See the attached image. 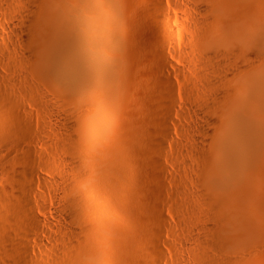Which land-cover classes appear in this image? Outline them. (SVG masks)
<instances>
[{
  "label": "bare ground",
  "instance_id": "bare-ground-1",
  "mask_svg": "<svg viewBox=\"0 0 264 264\" xmlns=\"http://www.w3.org/2000/svg\"><path fill=\"white\" fill-rule=\"evenodd\" d=\"M13 1L15 0H9V2ZM121 1L21 0L20 4L18 2L21 7L19 16L13 22L16 23L18 30H13L9 27L5 28V31L15 39L12 42V40L5 36L1 43L3 48L6 49L7 46L14 47L12 53L21 51L20 56L17 53L16 56L14 55L16 58L12 57V54V56H9L11 57L10 59H13L12 63H14V66L11 63H2L0 61V66L5 71L14 73L16 71L14 68L17 65H27V68H29L28 66L38 60L43 53L48 54L47 58L50 61L55 57H60L63 61H70L73 69L71 71L75 73L74 78H72L71 82L68 81V83L64 84V89L61 90L64 91L63 95L65 92L67 95H74L80 104H87V106L84 107L83 112L82 110L78 112L81 113L79 119L75 118L76 120L65 121L66 130L64 126L63 129L67 135L65 136L64 133V137L61 136L55 139L58 141L53 147H58L61 153L64 152L66 154L62 153L65 157H69L70 162L69 164H65L67 167L64 172L59 171L60 174H56L55 178L52 176L47 181L38 172L42 168L34 166L35 170H25L19 174L20 176L18 177L22 179L24 184L21 183L24 185V189L22 188V191L19 188L20 192H18V188L15 189L19 193L16 197H12L13 194L9 196L10 193L7 194L6 190V192L0 190V264H118L120 255L117 254L114 240L109 236L112 226L111 219L118 218V212L125 210L126 203L127 210L131 211V213L137 209L136 206L138 204L136 199L139 192L136 187L141 176L147 175L143 172L148 173V175L152 172L153 174L151 175L157 177H162L161 175L164 174L163 170L160 169L162 167L152 162L153 156L151 158V154L154 152H152L154 148L161 151L163 149L162 140L168 141L169 139L170 128L167 118L170 110L162 108L160 90L164 89V87L161 88L157 82L158 79L151 78L152 74L150 73H152L151 70L153 73L156 70L157 72L166 74V68L164 69L163 66L152 64L153 58L150 60V57H143L138 52L133 57L134 61H138L142 66H145L147 63L146 65H150L151 67H148L152 68L151 70H147V72L144 71V75L141 76L144 86L145 84H148L146 87L151 85L152 90L150 96L149 93H145L146 91L142 90L143 84H141L140 89L135 93L136 102L139 105L146 99L151 103L149 104L151 105L150 109L148 106L147 108L145 107L146 111L150 110L147 112L151 113V115L147 114L146 116L143 110L145 114H143V118L144 116L145 118L150 116L148 118L151 119L158 110L164 116V120L162 118V121L158 123L159 119H156V124L159 125L155 128L158 129L154 133H151L144 131L146 128L144 126L145 122L147 121L148 123V120H150L148 118H146L148 120H144V118L145 122L142 120L144 125L142 123L140 127L141 134L137 138V142L115 143L118 147L117 153L111 158L106 156L116 146L112 142H109L108 130L112 124L110 116L114 114V111L108 104V100L117 93V87L122 81L120 71L124 69L126 61L124 59L126 56L122 52V44L120 42L122 27H119L118 23H142L144 21L146 23L151 22V24L169 23L168 17L162 11V3H170L169 0H138L135 5L129 8L130 10L125 11L126 14L129 11L127 16L123 14V6V11L121 9L123 1ZM192 3L195 4L192 20L196 25H194L193 31L191 29L192 36L188 37H192V47H194V51L198 50L199 54L205 52L212 45V42H225L226 38L222 40L221 36H219L220 33L215 34L218 33V30H215V23L221 22L220 18L222 16L224 19L223 12H226L225 14H232L234 16V22L232 23L236 24L234 26L236 28L229 35L230 37L228 36L226 39L230 44L238 46L234 47L236 50L233 51L232 60H230L231 57H228L230 63L227 61V65H230L226 66L227 68H231L225 75L215 72L217 74H214L215 78H211L212 81L209 79V85L213 86L212 89L217 90L214 92L216 94L209 102L203 101L202 103L200 101L201 105H199L202 113L216 115V120L219 118V122L215 120L208 121V125L212 127L211 130H207L204 127L199 128L200 132L210 140V145L215 152L214 158L216 159L214 169L218 172L212 176L208 174L203 175L199 171L198 166L200 163L198 165L195 162L197 164L195 166L194 162H192L193 160L187 162L188 164L192 162V165L190 164L192 167L186 165L196 175L193 183L201 188V194L199 193L201 197L198 196L197 199L199 198V200L196 199V202L202 201L203 204L199 205L207 204L211 210L217 211L216 216H218L219 220L225 223L226 221L232 222L234 219V212L232 211L233 200L236 199L238 192L236 193L235 191L236 194L234 193L233 195L229 193L238 188L242 182V178L251 170L253 164L257 162V159L261 157L264 151V23L256 29H253L251 26V23H253V6L255 4L260 5V0H185L184 2L186 6ZM232 5L235 6V12L232 11L233 9L231 10ZM171 6L174 5L171 4ZM150 10H153L159 16L158 21L156 20L157 17L153 19L151 15V17L149 16L148 12ZM233 13L236 14L234 15ZM166 25L164 26L167 28V32L171 34L172 29ZM164 26L161 25L160 27ZM166 28L164 31H166ZM164 34L167 33L163 32L162 35ZM154 39L157 41V38ZM209 43L210 45L208 46ZM3 48H0V53L4 56L6 52L4 53ZM159 53L157 55L160 56V60L167 63L166 54L164 55V52L161 51ZM228 55L230 56V54ZM250 62L258 67L257 71H252L251 66L247 65ZM26 71L28 73V69ZM148 71L150 72L148 73ZM14 74L10 79L0 75V149H4L8 145L15 148L18 145L17 142L21 141L15 134V131H12L15 129L13 128L14 126L12 127L9 123L10 118H15L17 124H22L16 117V112L17 110L24 109L23 104L16 102L14 98L17 95L15 87L19 85L17 84V78L13 77L15 76ZM149 74L151 76L147 77ZM139 76L137 74V78L140 79ZM23 80L25 79L23 78ZM242 80L247 81V91L242 93L241 96L239 95L240 99L235 100L234 94L239 92L240 86L238 83L242 82ZM205 83L208 84V82ZM6 86H9V88H5ZM145 95H149L150 97H145ZM57 100L56 102H60ZM44 108L46 112L48 110L47 106L45 105ZM44 108L42 107V109ZM49 113L48 110L47 114ZM29 124L28 121L24 122L16 131H21L22 126L29 127ZM22 132L19 133L22 134ZM144 132L146 134H143ZM23 133H26V130ZM148 133L151 134L149 135ZM26 144V148L18 150L16 156L21 158L23 163L34 165L41 158L38 152L34 150V143L27 142ZM52 149L58 152L54 148ZM195 157H198V155H195ZM204 157L207 156L204 155ZM6 160L1 163L5 173L6 171L9 172L10 168H17L16 164L19 160L14 164L15 166H13V162L15 163V161L9 162L10 160ZM49 162L54 165L55 160H48ZM68 172L69 174L71 173L70 176H68ZM3 176L6 175L4 174ZM34 181L41 183L46 190L52 189L56 191L53 198H59L63 202H61L63 208L56 209L57 211L54 210V215L52 216V221L57 226L45 223L44 219L36 215L33 200L36 198L38 203L43 204L42 209L46 210L43 203L46 194L45 190L40 192L35 190ZM18 183L20 185L19 181ZM59 184H61L63 189L59 188ZM188 186L190 187V184ZM129 200L132 201V204H129ZM211 210L209 211L214 213ZM10 220L16 222L17 225H15L19 226V231H17L18 228L15 230L13 229L15 228L14 226L11 227L8 224ZM139 222L141 223V221ZM219 223V227L215 226L212 230L209 229L210 232H206L208 234L205 243L199 244L205 245L209 242L211 246L212 244L221 245L222 243L221 246H224V244L228 243L229 231L223 228L225 227L224 225L221 227ZM155 236L154 239H151V242L149 241L151 243H149V247L151 246V252L159 259L161 253L156 249L159 239H156ZM203 237L206 239V236ZM198 250L195 252L192 249L195 254ZM126 254H128V251ZM201 255L202 253H200ZM134 257L131 256L129 264H140L139 260H136L138 257L136 259ZM124 259L125 257H123ZM198 260L201 264L229 263L225 261H222L223 263L218 262L210 259V257L209 259L200 257Z\"/></svg>",
  "mask_w": 264,
  "mask_h": 264
},
{
  "label": "rangeland",
  "instance_id": "rangeland-1",
  "mask_svg": "<svg viewBox=\"0 0 264 264\" xmlns=\"http://www.w3.org/2000/svg\"><path fill=\"white\" fill-rule=\"evenodd\" d=\"M122 1L121 2L123 5H121V9L123 6V14H125L124 16H127L129 11L127 14L125 11H127L131 6L135 5L138 0ZM169 1L170 3L167 4L162 3V11L164 15L168 17L169 23L157 24L160 26L167 24L166 26L172 29L171 34L167 32V28L165 26L160 27L155 23L151 24V22L146 23V21H144L142 23H118L119 27H122L120 31V42L122 44V52H124V56H126V58H124L126 61L124 69L120 71V78L122 81L117 87V93L108 100V104L113 108L114 111V114L110 116V122H112V124L108 130V135L110 138L109 142H112L114 146L117 143L123 144L124 142H137V138L141 134L140 127L143 123L142 120L145 118V116L143 118V114L145 113L146 116L147 114L151 115V113H148L150 110H147L148 112L146 111L147 106L149 109L151 108V105H149L151 104L149 103V100L147 101L144 99V101L139 105L136 102L135 93H137V91L140 89V85L143 84L141 81V76L144 75V71L147 72V70L152 69L149 68L151 67L150 65H146L147 63L145 64V67L144 65L142 66L138 61H134L133 57L137 55V52L143 57H150V60L153 58V62L151 61L152 64L163 66L164 69L166 68V74H162L156 70L154 73L151 70L152 73L150 74H152L151 78L158 79L157 82L160 84L161 88L164 87V89L160 90V95L163 100H161L162 108L170 110L167 118L170 128L169 139L168 141L162 140L163 149L161 151H158L156 148H154L152 152L154 151L155 153L153 152V154L151 152V158L153 156V159H151L152 162H155L156 165L161 166L162 168L160 169L163 170L164 174L161 175L162 177H157L155 175L152 176V172L149 175L148 173L143 172L144 174H147V177L142 175L143 177L141 176V179L137 184L138 186L136 187L138 188L137 191L139 192L136 199L138 204L136 206L137 209L131 213V211L127 210L126 203L124 207L125 210H120L121 212H118V218H113L110 221L112 222V226L110 228L109 236L114 240L117 254L120 255L118 264H129L131 262V256L138 257L137 259L136 257L134 258L137 261L139 260L138 262L140 264H201L198 262V258L200 257H205L208 259L210 257L212 260L214 259L218 262L225 261L231 264H264V151L261 157L257 159V162L253 164L251 170L247 172L248 175L246 174L245 177L242 178V182L239 184L238 188L231 191L233 193H229L233 195L235 191L236 193L238 192L236 199L233 200L232 211L234 212V219L232 222L226 221L225 223L224 221L219 220L218 216H216L217 211L212 209L215 213L214 214L212 212L214 214L213 215L209 211L211 209L207 204L204 203L205 205H199L203 204V202H196L197 197H201V188L193 183L196 175L189 169L192 167V162H194L193 164L195 166H197V164L199 165L200 163L198 167L200 173L203 175L208 174L212 176L216 175L218 172L214 169L216 159L214 158L215 152L210 145V140L208 137L203 135L202 132H200L199 128L204 127L207 130H211L212 127L208 125V121L215 120L219 122V118L216 120V115L214 116L213 114L202 113L201 108L199 109V105H201V102L203 103V101L209 102L216 94H214V92L217 90L214 88L212 89L213 86L209 85V79L212 81L213 77L215 78L214 74H217L215 72H219L220 75H225L231 68L230 66V68H227V66L230 65H227L229 62L228 57L230 58L233 56V51L236 50L234 47L238 46H235L232 43L230 44V42L226 41V39L233 32V29L236 28H234L236 24L232 23L234 22V16L232 14H225L226 12H223L224 19L222 16V18H220L221 22L219 21L218 23H215V30H218V33L215 34H222H219V36H221L222 40L226 38L225 42H212L211 46H209V43V48H207L205 52H201L202 54H199V51H194V47H192V37H188L190 35L192 36V31L195 28L194 25H196L192 20L194 16L193 10L195 4L192 3L186 6L184 4L185 0ZM18 2L20 4L21 0H15L13 2H9V0H0V48H3L1 43L5 36L14 42L15 38L7 33L5 28L9 27L10 29L18 30L16 23H13L19 16L21 9ZM171 4L174 6H171ZM255 5L253 6L254 11H252L253 23H251V26L253 29H256L258 26L264 23V0H260V5ZM234 8L235 6L232 5L231 10L233 9V12H235ZM148 14L149 16H152H150L151 18L154 19L157 17L156 20H159V16H157L153 10H150ZM233 14L235 15L236 13ZM149 16L148 18H150ZM165 28L166 31H164ZM163 32H166L167 34L162 35ZM166 36L168 37L166 38ZM154 38H157V41ZM155 42H158L157 45ZM13 48L14 47L10 46H7L6 49L3 48L4 53H6L4 56L0 53V61H2V63L7 62L9 64L11 63V65L13 64L12 66H14V63H12L13 59H10L11 57L9 56L12 54L13 56H11L16 58V53L18 56H20L21 51L12 53ZM160 51L164 52V55L166 54L165 57L167 58V63L160 60V56H158ZM152 53L155 57L152 55ZM228 54H230V56ZM47 56V53H43L42 56L38 58V60L34 61L35 63L33 62L30 65L31 68L28 66L30 70L27 68V65H20L21 67L17 65L18 68H16L17 66L14 68L16 69L14 72L15 74L13 72L8 73L2 66H0L1 76L10 79L14 74L15 76L13 77H16L18 80L17 84L19 85H17V87H15L16 84L13 85L15 89H17V95L14 98L16 102L23 104L24 109L17 110L16 117L19 119V121H21L22 124L26 121L30 123L29 127L27 128L22 126V130L26 128V133H23L25 130L23 132L22 130L16 131V129H19L22 124H17L15 118H10L9 123L12 127L14 126L13 128H15L12 131H15V134L21 139V141L17 142L18 145H16L15 148L14 146L8 145L4 149H0V190H6L7 194L10 193L9 196H12L13 194L12 197H16L17 194H19V188H21L22 191L24 189V183L22 182V179L18 177L22 171H28L32 169L35 170L36 168L34 166H40L42 170L38 172H40L42 177H44L47 181H49L52 176L55 178L56 174H60L59 171H65L67 167L65 164H69L70 162L69 157H65L66 154L64 152L62 153L65 155L62 154L58 147H53V145L57 144L56 142L58 141L55 139L58 137L60 138L61 136L64 137L66 130L65 123L67 120H74L75 118L79 119L81 117V113L78 112L81 110L83 112V109H85L84 107L87 106V104H80L74 95H67L65 94L66 92L63 95L64 91L62 90L64 89V84L68 83V81L71 82L75 74L74 71H71L72 66L70 65V61L64 60V62L60 57H58L60 59L55 57L52 61H50ZM154 58L156 59L154 60ZM230 60H232V57ZM55 61L59 62L56 63ZM247 65L251 66L250 68L254 72L258 70V67L254 63L252 64L250 62ZM26 68L28 69V73ZM149 72L150 71H148V73ZM82 73L84 72L82 71ZM137 74L138 76L140 75V79L137 78ZM150 74L149 76H147L148 74L145 76L150 77ZM23 78L25 80H23ZM205 82H208V84ZM238 85L240 86V90L238 93L234 94L235 100L240 99L242 93L247 91L246 80H242V82L238 83ZM146 86H148V84H145V86L143 84L142 90L146 91L145 93H149L150 95L152 86ZM5 88H9V86H6ZM149 95H145V97ZM54 96L56 97L54 98ZM56 100L60 102H56ZM43 105L47 106L50 112L49 114H47L48 110L45 112ZM42 107L44 109H42ZM161 114L162 113L157 110L155 116H152L151 119L148 118L150 116L146 117L150 120L146 118L144 120H148L149 124L147 121L145 122L143 120L145 122V125L144 123L143 125L146 126V128L144 127L145 132L147 131L154 133L156 129H158L155 128L159 125L156 124V121L159 119L158 123H160L162 118L164 120V116ZM152 115L154 114L152 113ZM63 126L65 127V130L63 129ZM19 132H22V134ZM145 132L143 134H146ZM151 133L148 134L150 135ZM66 135L67 133H65V136ZM27 142L34 143V150L38 152V155L41 158V160H37L34 165L25 164L21 158L16 156L18 150L26 148ZM52 148L58 152L53 151ZM117 148L118 147L116 145L114 149L110 151L112 154L108 153L106 156L111 158L117 153ZM195 155H198V157H195ZM204 155L207 157H204ZM11 158L13 161H15V163ZM6 159L8 161L10 160L9 162L12 161L13 166H15L14 164H16V162L19 160V162L16 164L17 168H10V170H8L9 172L6 171L5 173L4 168L2 169L1 163H3V161ZM47 159L49 161L55 160L54 165L52 163L50 164V162L48 163ZM189 160H193L190 163L191 165L187 163ZM201 163H204L205 166ZM186 165H190V167H187ZM4 174L6 176H3ZM70 174L68 172V176H70ZM18 181L20 182V185ZM34 184L35 190L38 192L45 190L44 192L46 194V198L43 200L44 202L42 201L45 204L46 210L42 209L43 204L38 203L36 198L33 200L36 215L44 219L45 223L52 226H57L55 225L54 221H52V216L54 215V210L63 208V202L61 199L59 200V198H53V196L56 194V191L52 189L46 190L41 183L36 181H34ZM189 184L190 187L188 186ZM58 186L59 188H62L61 184ZM15 189L19 191L17 192ZM160 190L161 192H159ZM197 200H199V198ZM129 204H132L131 200H129ZM139 221H141V223ZM14 222L13 220H10L8 224L11 227L14 226L15 228L13 229L16 230L19 226H16L17 224ZM218 222H220L219 225L221 227L224 225L225 227L223 228H226L228 229L227 231H229L228 237L230 240L228 239V243L226 245L224 244V246H221L222 243L221 245L212 244L210 246L209 242H207L208 244H205L207 247L205 245H201L205 243V240H207L208 233L206 232H210L209 229L212 230L215 228V226L219 227ZM19 229L20 228H18L17 231H19ZM154 234L157 235L155 236ZM154 236L156 239H159V243L157 242L158 247H156L157 243L155 245L158 252L161 253V258L159 257V259H157L158 257L154 256L151 252V246L149 247L151 244V239H154ZM203 236H206V239ZM201 237L203 238L201 239ZM193 244L195 245V248ZM192 249L195 252L198 250L196 253L197 255L193 253ZM127 251L128 254H126ZM200 253H202L203 256H200ZM122 256L125 257L124 260ZM144 259H146V261H144Z\"/></svg>",
  "mask_w": 264,
  "mask_h": 264
}]
</instances>
